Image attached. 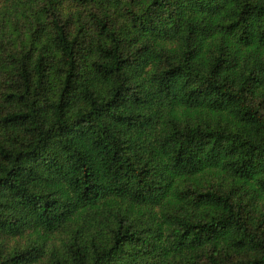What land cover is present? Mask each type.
Wrapping results in <instances>:
<instances>
[{
	"label": "trees",
	"instance_id": "1",
	"mask_svg": "<svg viewBox=\"0 0 264 264\" xmlns=\"http://www.w3.org/2000/svg\"><path fill=\"white\" fill-rule=\"evenodd\" d=\"M0 264H264V0H0Z\"/></svg>",
	"mask_w": 264,
	"mask_h": 264
},
{
	"label": "rangeland",
	"instance_id": "2",
	"mask_svg": "<svg viewBox=\"0 0 264 264\" xmlns=\"http://www.w3.org/2000/svg\"><path fill=\"white\" fill-rule=\"evenodd\" d=\"M64 9H65V10H72V7L66 5V6L64 7Z\"/></svg>",
	"mask_w": 264,
	"mask_h": 264
}]
</instances>
